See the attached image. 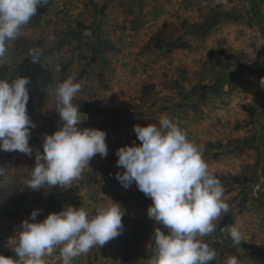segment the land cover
<instances>
[{
	"label": "rangeland",
	"instance_id": "rangeland-1",
	"mask_svg": "<svg viewBox=\"0 0 264 264\" xmlns=\"http://www.w3.org/2000/svg\"><path fill=\"white\" fill-rule=\"evenodd\" d=\"M89 1L91 0H87V2ZM234 2L236 1L233 0L232 4ZM228 4V0H223V3L220 6L208 10L206 13L200 14L199 18L201 17V23H203V21H210L215 14L228 13L236 19H231L229 16V19L226 18L220 22H237V24H239V29L237 32L240 33V31H245V34L247 31H251L255 26L257 30H259L257 42L259 41L262 43V40L264 39V30L262 29L264 28V24L255 25L249 20L247 15H242L248 14L249 9L246 10L240 3L234 5L232 8H228ZM134 11V8H131L130 12ZM74 17H76V13L74 12H72V15L65 13L60 20V23H57L58 21H51L50 25L47 26L42 24L41 20L44 19L42 16L37 17V14L33 16L30 22L22 27L20 35L15 40L7 42L6 46L8 51L6 52L5 57L0 59V69L1 71L5 70V75L3 78L5 80L10 81L17 76L28 77L30 80L28 87L30 91L34 93V99L32 101L31 107L27 108V113L33 123L37 125V127L31 130L32 138L29 140V145L33 147L34 150L38 149V145L34 143V139H39L42 142L43 133L51 135L54 132V130L51 128L50 120L55 119L56 130H58V126L61 123L57 113V100L53 94V90L57 83L62 82L69 77H71L74 82L81 83L82 89L73 100L82 102L87 106H105L109 101L111 105H115L114 107H110L111 109L107 110V116L108 119H117V122H119L117 132H115V134L113 133V125L112 127L108 126L107 128H101L105 129L107 135L112 136V140L110 142L106 141L108 155L106 158H101L99 154L94 156L89 164V168H85L83 170L81 177L86 179L89 177L90 180V178L93 177L98 179L103 175L108 176V173L111 176H115L117 172L123 171L122 168H118L116 166V161L118 159V157L115 155L116 149L125 145L131 146L133 143L132 139H129L127 134L126 137L128 139H123L121 131L123 130V127H125L126 131H133L134 125H158L159 120L163 116H167L172 121H174L176 116L178 118L180 117L177 115L176 110L171 106L172 103H174V99L171 95V90L173 87L172 80L180 81V76L176 72L166 74L160 72L159 70V73H157V77L160 78L159 83H145L139 85L136 83L132 87L129 83H126L127 80L126 77H124L123 79L125 80L121 83L122 80L120 79L119 83L117 82L116 85L118 88H120V86H125L124 99H120V92L116 87L113 88V92L116 96H110L109 91V101H107L106 98L99 97L102 96V94H106L107 87L110 85L104 84L103 82H105V80H108L110 83L114 82L115 79L116 81L118 80L119 74H117L115 70L118 67L116 66L117 63L115 65L116 56L114 55V52L108 53L107 50L103 51L102 55L106 60V63L104 64L99 59L101 57L98 55L99 52L93 53V50L95 49L100 50V47H98L100 41L97 42L95 35L92 32L93 24H87L85 26L90 29L88 31L84 30L82 32L81 40L92 46V50L88 51L86 56L89 57L94 54L99 60L97 59L95 63L91 64H87L84 62V60H79L77 58L78 51H85V49L82 48L81 45L77 44L75 40H72L70 37H65L67 32L77 31L79 24H81L78 21L76 22V18ZM263 19L264 13L262 16V20ZM143 22L145 23V21ZM137 23L140 24V21L137 20ZM44 26L45 28L48 27V29L44 30ZM98 27L100 29L97 30V32L103 31L101 33L105 37L107 45H110L111 42V44L114 46V44H117L116 36L120 37V39L124 36L120 30L122 25L118 24L117 26L114 25V27L113 25H105L104 27L102 25H98ZM180 31L181 30H178V28H169L162 33L158 31L159 33L155 34L154 36L151 32H145V42L140 49L145 50L147 46H153V44L157 45V41H161L159 45L164 46L167 40H173L175 35ZM211 32L212 30L210 31L208 37L210 36ZM124 33H126V31ZM112 34L116 36L110 38L112 37ZM160 34L162 37H159ZM193 37L195 46L198 43H204L208 41V37L204 39H200L197 35H193ZM181 39L182 41L184 40L183 35ZM222 41L223 40H217L216 44H221ZM238 41H241L242 49H247L250 47V40L249 37H246V35L242 38V40ZM128 47H132V44L130 43ZM31 48H38L41 52V55L36 63H33L32 57L28 55V50ZM259 49L261 52H264V45H261ZM187 50L188 52H191L190 49ZM240 50L241 48L239 46L238 50H235L227 43L217 46L216 50L210 49V51H208L209 53L205 57L197 60V69L193 72L194 81L183 74L182 76L185 77L186 81L183 79L176 83L178 84V87L183 90V92H188L191 87H198L201 83L206 84L209 82H214L219 73H223L225 76L227 85L223 86L216 96L214 95V97L219 98V103L217 105L212 102V96L210 94H206L204 97V100L207 102L206 105H203V103H197L198 106L196 110L193 108L191 109L190 107L189 109H185L184 107L182 109L181 116L184 117L189 113L190 116H196L197 120H204L203 117L210 115V113L207 111V107L218 108L219 105V107H221L223 110L224 117L222 123L224 129L240 135L238 138H231L224 142L223 146L219 148L217 152V160L212 158L211 151H209L210 153L207 151V148L211 143L206 142L204 144L201 142L202 146L199 148L202 150V159L208 165L209 171L212 170V168H215V172H218L225 168L229 170L224 171L218 176L226 177L227 175H232L238 176L240 178L246 177L247 181L245 184L235 188V198L229 196V198H225L223 201L229 205L228 211L236 208L238 210L237 214L239 219H244V222L249 220L253 225L251 228H245L244 231H241L243 235L242 240L247 244L259 246L261 245V242L264 243V206L258 207L251 199L255 197L257 191L256 188H258L259 195L264 202V150L261 146H256L257 143L264 145V55H262V57H258V55L254 56V54H241L244 55V57H230L231 52L237 53L236 51ZM158 53H160V57L165 56L163 52L159 51ZM140 54L141 53L139 52L138 58H140ZM118 60L121 61V59ZM216 61H222V63H224L227 68L221 70V72L215 64ZM108 63H110L109 66ZM118 65H122V63ZM122 72L123 71L120 73ZM44 73H49L52 80L47 89H44L42 85V75ZM99 73L103 75L102 79L100 77L94 76ZM229 73L234 76L233 80L236 78L238 80V82H236L237 84L233 88H230V84H228V80L231 81L227 77V74ZM250 73H252V75H249ZM259 73L261 74L260 77L258 75ZM152 80H155L154 74L151 76L150 82ZM126 86H128V89L125 90ZM204 100L202 101L204 102ZM242 105L254 109L255 114L250 116V114L248 115L245 113L241 108ZM86 117L87 119L83 121L79 127L94 128L92 123L93 120H91L87 114ZM97 119L100 120L99 117ZM116 138H120V140H117ZM134 139L137 140L136 137ZM246 140L250 143L244 144L243 141ZM212 144L216 145V142H212ZM34 154L35 153H33V155H25L15 151L13 157L11 158V164L7 166L6 170L8 171H6L4 176H1V183L8 184L9 186L5 190L11 197L10 206L11 208L14 207L18 211L17 217L8 220L10 231L7 239L14 235H19L21 221L28 219L30 213L33 210H42L40 215L37 216V221H42L49 213H52L48 211V209H45L43 204L45 203V197L50 191V187L44 185L42 186L41 190H31L26 186L25 183L31 177V168L34 167L35 164ZM226 181L227 182L225 183H228L229 181L227 177ZM16 186H20L22 191H24V193L28 194L33 199H39L42 201V206L37 207L33 203L15 206L13 194L11 192L13 189H11V187ZM54 188H56L57 194L59 196L61 187ZM102 188L106 194V187L102 185ZM135 188V184L130 186V189ZM110 190L111 194L109 195V199L113 202L120 201L121 205H123L126 209H131L133 206L141 208L142 200H147L144 198L135 199L136 196H132V198L129 199H125L124 197V199H122L121 187H110ZM98 192L99 191H95V193ZM139 193L145 196L142 192ZM147 202L151 203V201L148 200ZM229 213L230 215L233 214L231 212H222L221 215ZM220 218L214 221L216 230ZM144 222H148V220L146 219ZM140 223L142 222L140 221ZM150 223L152 233L156 228H160L162 231H164L163 227L156 222L151 221ZM216 230L211 234L200 238L203 243L208 244L216 252V258L211 261L210 264H226L228 258L231 256H236L239 259L240 264H264V254L261 257H256L250 256L247 253H243L234 247L229 249L219 247L217 245L218 238ZM141 234L142 232L140 234H136V237L129 236L128 238L124 239L122 236H120L117 239H114L116 244H124V247H126V249H124L126 255L124 259L125 264H138V262H140L139 264H146L147 259L150 257V255H152L153 245L149 247L144 246L146 239H144L143 236L141 237ZM139 239H141V246L133 243V241ZM12 240L15 241L14 238ZM128 240L131 241L129 242ZM112 242L113 241L110 240V243ZM61 248L62 246H59L58 248L56 246L51 255L44 256L45 259L47 260L50 257H56L58 253H60ZM90 250L92 251L96 249L93 247ZM50 261V263L55 264L51 258Z\"/></svg>",
	"mask_w": 264,
	"mask_h": 264
},
{
	"label": "clouds",
	"instance_id": "clouds-1",
	"mask_svg": "<svg viewBox=\"0 0 264 264\" xmlns=\"http://www.w3.org/2000/svg\"><path fill=\"white\" fill-rule=\"evenodd\" d=\"M47 2L0 0V59L8 51L7 42L15 40L37 9ZM58 13L63 14V8ZM28 55L36 63L41 52L32 48ZM29 84L28 77L17 76L11 82L0 79V151L35 153L31 177L25 182L31 190H41L44 185L50 188L71 185L89 168L94 156L107 157V133L101 128L79 127L87 117L72 101L82 84L69 77L53 90L61 122L58 130L51 135L42 134V153L34 150L29 140L37 125L27 113ZM133 132L140 144L133 142L116 149V166L123 171L117 172L115 179L125 189L135 184L151 199L147 216L164 229L153 230V252L146 264H210L216 252L200 238L216 230L214 221L222 212H228L229 205L223 201L220 181L210 174L202 159V150L167 116L161 117L158 125H134ZM5 174V167L0 165V176ZM41 211L35 209L28 219L21 221L12 249L0 246L3 254L0 264H45L43 257L51 255L60 245L62 264H71L73 258L93 247H102L123 232L125 211L110 199L107 205L97 207L92 216L82 207L67 206L37 221ZM229 234L234 243L240 244L239 228L230 227ZM10 250L19 261L4 257ZM226 264L240 261L231 256Z\"/></svg>",
	"mask_w": 264,
	"mask_h": 264
},
{
	"label": "crops",
	"instance_id": "crops-1",
	"mask_svg": "<svg viewBox=\"0 0 264 264\" xmlns=\"http://www.w3.org/2000/svg\"><path fill=\"white\" fill-rule=\"evenodd\" d=\"M198 1L199 0H91L87 2V0H48L46 4L41 5L37 9V17L42 16V18H44L43 20H41L42 24L49 26L51 21H58L57 23H60V20L65 13H67L68 15H72V12H74L76 13V17H74L76 18V22L78 21L79 23H82L84 25L93 24L98 30L100 29V26L98 27V25H102L103 27L105 25H113V27L114 25L117 26L118 24L122 25L120 30L124 36L120 39V37L112 34V37L110 38L116 36L117 44H114L113 46V44H111L110 42L112 50L108 51V53L114 52V55L116 56L115 65L117 63L116 66L118 67L115 70L117 74H119L118 80L116 81L115 79V81L111 83L108 80H105V82L103 83L106 85H110H108L107 87L106 94H102V96H99L102 98H106V100L109 101V91L110 96L115 95V93L113 92L114 87H116L120 92V99L125 98V86H120V88L116 86L117 82L119 83L120 79L122 80L121 83L125 80L123 79L124 77H126V83H129L131 87L136 83L138 85L145 83H159L160 78L157 77V73H159V70L160 72L166 74L174 72L178 73L180 76V81L183 79L184 81H186L185 77L182 76L183 74L194 81L193 72L197 69V60L205 57L209 53L208 51H210V49L216 50L217 46H220L222 44H216L217 40H223L224 43L229 44V46L235 50H238L239 46L241 50L236 51L237 53L251 55L254 54V56L258 55V57H262V55H264V52H261V50L259 49L261 45H264V39L262 38V43H260L259 41L257 42L259 30H257V28L254 26L253 29L251 31H247L246 34L245 31H240V33H238L237 31L239 29V24H237V22H220V24L212 30L210 36L208 37V41L204 43H198L196 44V46L194 44L193 35H184L183 41H187L192 47L190 48L191 52H188L187 49H177L172 53H169L167 56H165V58H162L159 55L160 53H158L159 50L154 48L153 46H151V48L147 50L140 49L145 42V32H151L154 36L155 34L163 30L165 31L169 28H178V30H180L183 23H185L187 29L191 25L201 24V17L199 18L196 10V4ZM228 1V8H232L234 5L240 3L246 10L249 9L248 14L242 15H247L249 20L255 25L264 24V19L262 20V16L264 13V0H235L236 2H234L233 4V0ZM62 8L64 13L59 14V9ZM131 8H134L135 11L130 12ZM137 20L140 21V24L137 23ZM143 21H145V23ZM46 29H48V27L45 28L44 26V30ZM89 29L90 28L86 27L85 31H88ZM262 29L264 30V28ZM125 31L126 33H124ZM101 32L103 31H100L98 33L100 34V37L105 41V37ZM141 32L143 35L141 34ZM184 32L185 30L178 32L175 35L174 39L182 36ZM245 35L246 37H249L250 47L247 49H242L241 41L238 40H242ZM159 37H162V35L160 34ZM105 43L106 41L104 42V44ZM130 43L132 44V47H128ZM139 52L141 53L140 58H138ZM118 59H121V61H119ZM121 63L122 65L119 66L118 64ZM109 65L110 63H108V66ZM121 71H123L124 73H120ZM153 74L155 76V80H152L150 82L151 76ZM258 75L259 77L261 76L260 73ZM203 84L205 85V83H201L200 85ZM175 86L176 84H174L172 87L171 95L174 99L173 102L177 103L181 99L180 96H178V92L175 89ZM126 89H128V86H126L125 90ZM211 100L216 105L219 103L218 97H211ZM193 102L194 98L185 106V109H189L190 104ZM207 111L210 113V115L203 117L204 120H197L196 116H190L188 113V115L184 117L179 114L181 118H178L176 116L173 122H176V124L181 129L185 130L187 132V138L189 139V141L193 142L198 147L202 146L201 142H203L204 144L206 142L211 143V145H213L212 142H216V145H220L221 147L223 146L224 142L228 141L229 139L238 138L240 136L237 133L235 134L230 132L229 130L224 129L222 123L224 117L223 110L221 107H219V105L218 108L207 107ZM121 131L124 140L128 139L126 137L127 134L129 136V139H132L135 144H140L138 140L134 139L136 136L134 135L135 133L133 131H126L125 127H123V130ZM116 139L120 140V138ZM257 145L261 146L264 150L263 144L257 143L256 146ZM218 149L219 148H216V152H218ZM207 151H211L212 154L215 152L214 149L209 150L208 148ZM228 170L229 169L224 168L221 171L215 172V168H212V170H210L211 172H209L214 176H218L219 174H222L224 171ZM75 180L72 181L71 185L61 187L59 197L63 201L65 208L67 206L82 207L86 211H88L89 216L95 215V209L97 207L108 204V198L111 194L110 187H121L122 199H124V197L125 199H129L132 198V196H136L135 199L144 198L148 201H151L150 198H147L140 194V191L137 189V187L135 189H130V187L128 189L122 188V185L115 179V176L103 175L98 179L93 178V180H91L90 182H88L86 178H83L81 176ZM102 185L106 187V194L104 193ZM235 188L236 187L231 186L225 187L223 200H225V198H229V196L235 198ZM95 191L99 192L95 193ZM147 200H142L141 208L133 206L131 209H126L123 205H121L120 201H118V203L125 211V215L122 218V224L124 226L122 233L128 234L129 232L128 235H132L133 233L136 235L142 232L141 237L143 236V238L146 239L144 246L149 247L153 242L151 238L152 230L150 223L152 220H150L147 216V209L152 204V201L151 203H149L147 202ZM228 212L233 213L231 215L233 218V226L239 228L240 231H244L245 228H251L253 226L249 220L244 222V219H239L237 214L238 210L236 208H233ZM224 215L225 214H222L220 217L222 218V216ZM146 219L148 220V222H144V220ZM140 221L142 223H140ZM16 237L18 236L14 235L10 237L2 246V248L4 250L12 249L15 244V241H13L12 239H15ZM117 238L118 237L114 239ZM114 239H112V243L108 241L102 247H95L96 250H89L87 253H83L80 256L73 258L71 264H125L124 259L126 255L124 249H126V247H124V244H116V242H114ZM128 241L130 242L131 240ZM140 242L141 239L133 241L134 244H138L141 246ZM263 244L264 243L261 242V245L259 246H263L264 248ZM50 258L55 262V264H62L60 253H58L56 257ZM50 258L46 260L47 262L45 261V264H53L50 263ZM43 259H45V257H43ZM139 263L140 262H138V264Z\"/></svg>",
	"mask_w": 264,
	"mask_h": 264
},
{
	"label": "trees",
	"instance_id": "trees-1",
	"mask_svg": "<svg viewBox=\"0 0 264 264\" xmlns=\"http://www.w3.org/2000/svg\"><path fill=\"white\" fill-rule=\"evenodd\" d=\"M196 6H197V4H196ZM229 16L231 17V15H229L228 13H218V14L213 15V17L211 18L210 21H208V22L203 21V23H201L199 25H191L188 27V29L185 28L186 25H185V23H183L180 30L181 31L185 30V32L183 33V36H184V34H187V35L191 34V35H197L200 39H204V38L208 37L211 30H213L215 27H217L219 25L221 20H225ZM231 19H236V18L231 17ZM84 30H86V26L81 23V24H79L77 31H69V32H67L65 37L66 38L70 37L72 40H75L77 44L81 45L82 48L85 49V51H82V50L78 51L77 58L79 60H81V61L84 60V62H86L87 64L95 63L98 58L94 54L89 56V57L86 56V53L88 51L92 50V46H90L87 42H83L81 40V34ZM97 30L98 29L95 27V25H93L92 32L95 35V39L97 40V42L100 41V43L98 45V47H100V50L95 49V50H93V53L99 52L98 55L101 56L99 59L105 64L106 60L102 55L103 51L112 50V46L107 45L106 43L104 44L105 41L103 40V38L100 37V34L98 33L99 31L97 32ZM163 31H161V33ZM181 37L182 36H180L177 39L170 40V41L167 40L165 42V44L163 43L164 46L159 45V43L161 41L160 42L157 41V43H156L157 45L153 44V47L158 49L160 52H163L165 54V56H167L169 53H172L174 50H177V49H183V50L190 49L191 46L189 45V43L187 41H182ZM222 44H224V41H222ZM151 46L152 45L147 46L145 48V50L151 48ZM29 50H28V52H29ZM230 54H231L230 57H232V58L244 57V55H241L242 53H232L231 52ZM165 56H164V58H165ZM215 64L220 69V71L227 68V66L224 65V63H222V61H216ZM0 71H1V69H0ZM4 75H5V70L4 71L2 70L0 72V79H3ZM249 75H252V73H250ZM94 76L100 77L101 79L103 77V75L101 73L94 75ZM227 77H228V79L231 80V81H229L227 79L229 82L228 84H230V88L235 87V85L237 84L236 82H238L237 78L235 80H233L234 76L231 75V73L227 74ZM42 79H43V82H42L43 88L47 89L49 84L52 82L50 74L44 73L42 75ZM3 80H5V79H3ZM12 80H10V81L6 80V81L11 82ZM172 81H173L172 86L174 84H176L175 89L178 92V96L181 97V100L179 102L172 103V105H171L176 110L177 115L181 114L182 109L193 98H194V102L190 104V107L193 108L194 110H196L197 106H198L197 103H203V105L207 104V102L204 100V97L206 94H210L212 97H214V95L216 96L220 92V90L223 88V86L227 85L226 78L223 75V73H219L218 77L215 79L214 82H212V83L209 82L208 84H205V85L203 84V85H200L199 87H192L188 92H182V89H180L178 87L176 80H172ZM33 99H34V93L32 91H30L29 92V101H28V104L26 106L27 108L31 107ZM202 100H204V102ZM109 102L105 106L101 105V106H97V107H94V106L91 107V106H87L84 103L79 102V101H74V100L72 101V103L74 105H76L77 108H79V111L82 114L89 115V118L94 121V122L92 121L94 128L99 130L100 128H107L108 126L112 127V125H113L114 126L113 133L115 134V132H117L119 122H117V119L116 120L115 119H108L107 110L111 109L110 107L115 106V105H111ZM241 108L245 113H247L248 115L250 114V116L255 114L254 109H252L251 107H246V106L242 105ZM98 117L100 118V120L97 119ZM50 124H51V128L54 131H56L55 119L50 120ZM102 130H105V129H102ZM111 140H112V136L107 135L106 141L110 142ZM243 142H244V144L250 143L247 140L243 141ZM34 143L38 145L37 146L38 150H40L42 153V148H41L42 142H41V140L34 139ZM137 146H139V144ZM212 146L210 144L208 146V149L209 150H213V149L216 150V148L222 147V146L220 147V145H212ZM14 153H15V151H13V152L0 151V165H3L5 167V169H7V166H9L11 164V158L13 157ZM212 158L214 160H217L218 153L217 152L213 153ZM6 171H8V170H6ZM108 176H111V175L108 173ZM215 177L220 181L221 185H223V188H225L227 186L228 187H230V186L231 187L243 186L245 184V182L247 181L246 177L240 178L238 176H232V175L228 176L227 175L226 177L228 178L229 181H228V183H225V182H227L226 177H221V176H215ZM93 178H90V180H89V177H88L86 180H88V182H90L91 180H93ZM1 180L2 179L0 176V246H3L5 240L7 239V236L9 235V231H10V226L8 225V220L17 217L18 211L14 207L11 208V206H10L11 197L9 196V194L5 190L9 186H8V184L1 183ZM11 189H13L11 192L13 194V201L15 202V206L24 205V204H28V203H33L37 207L42 206V203H43L42 201H40L39 199H33L28 194L24 193V191H22L20 186L11 187ZM251 200H253V202H255L258 207L264 206L263 205L264 202L259 195V190L256 192V196ZM43 204H44L45 209H48V211H50L52 213L53 212H59V211L63 210L65 207L63 204V201L60 199V197L57 194L56 188H54V187L50 188L48 195L45 197V203H43ZM232 226H233L232 216L230 214H225L224 216H222V218L220 219V221L218 223L217 230H216L217 238H218L217 245L219 247H224L227 249L234 247L235 249H238L239 251H241L243 253H247L250 256H256V257L263 256L264 248L262 246L247 244L243 240H241L240 244L234 243L230 237V234H229V228ZM119 236H122L124 239H126L129 236L130 237H136L137 235H135L134 233L132 235L122 233ZM4 257L12 258L14 261L15 260L19 261V258L15 255V253L12 250L8 251Z\"/></svg>",
	"mask_w": 264,
	"mask_h": 264
},
{
	"label": "built area",
	"instance_id": "built-area-1",
	"mask_svg": "<svg viewBox=\"0 0 264 264\" xmlns=\"http://www.w3.org/2000/svg\"><path fill=\"white\" fill-rule=\"evenodd\" d=\"M222 3H223V0H199L196 6L197 14L199 16L202 13H206L208 10H211V9H214L220 6ZM256 189L258 191V188Z\"/></svg>",
	"mask_w": 264,
	"mask_h": 264
}]
</instances>
